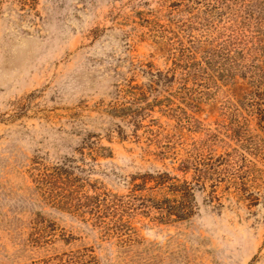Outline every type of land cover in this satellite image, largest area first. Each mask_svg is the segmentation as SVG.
I'll return each instance as SVG.
<instances>
[{
	"label": "rangeland",
	"instance_id": "374dc122",
	"mask_svg": "<svg viewBox=\"0 0 264 264\" xmlns=\"http://www.w3.org/2000/svg\"><path fill=\"white\" fill-rule=\"evenodd\" d=\"M263 5L0 0V264H264Z\"/></svg>",
	"mask_w": 264,
	"mask_h": 264
},
{
	"label": "trees",
	"instance_id": "16d2710c",
	"mask_svg": "<svg viewBox=\"0 0 264 264\" xmlns=\"http://www.w3.org/2000/svg\"><path fill=\"white\" fill-rule=\"evenodd\" d=\"M259 13H262L260 20L257 22L259 27L261 28L257 32H260L262 36H264V5L263 7L258 10ZM259 18V16L257 17ZM255 55L253 56V60L248 64L245 65L241 64L242 71L241 76L243 78H248L249 83L254 88V91L251 92L249 95H252V98H256L257 101H253L251 103L252 106H255V110L258 114L259 124L264 128V39H256L255 41ZM242 54V53H241ZM258 54V56H257ZM251 56V53H248V57ZM245 58V56H242ZM258 58V59H257ZM249 60V59H247ZM262 61V65H261ZM251 98V99H252ZM124 110V109H122ZM114 112H119L114 109ZM166 176V173H164ZM168 179V178H167ZM158 184H163V182H159ZM172 188L176 187L175 184L171 185ZM185 190L187 193L190 194L191 188L188 185H185ZM155 208H162L167 216L174 215L177 219H186L191 216L192 210L186 204H168L166 207H155Z\"/></svg>",
	"mask_w": 264,
	"mask_h": 264
}]
</instances>
